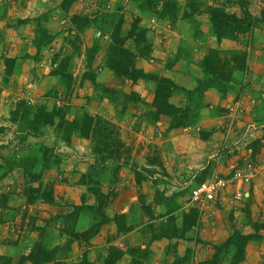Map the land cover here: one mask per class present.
Instances as JSON below:
<instances>
[{
	"label": "crops",
	"instance_id": "obj_1",
	"mask_svg": "<svg viewBox=\"0 0 264 264\" xmlns=\"http://www.w3.org/2000/svg\"><path fill=\"white\" fill-rule=\"evenodd\" d=\"M99 1L72 0L70 5L66 6L67 0H0V51L2 52L0 54V127H6L8 122V119L5 118L8 108H5L7 105L4 103V98L23 87L25 90L28 89L26 92L36 99L43 96L56 83L51 73L57 67L62 56L72 55L70 73L74 79L77 75H82L85 71V66L82 64L85 62V51L91 47L94 38L100 36V33L93 26L78 32L71 18L75 15L92 17V14L100 10L98 7ZM174 1L177 4L174 20L170 19L169 15L161 17L163 13L162 1L153 10L143 11L132 0H109L104 11L109 14L117 13L123 18L121 34L126 38V48L135 46L134 40L127 37L131 30L130 24L138 20L137 26L144 31L146 42L149 45L147 55H137L136 67L138 69L148 74L169 79L180 89L192 90L196 87L197 82L203 78L200 65L210 51L219 50L221 53H226L239 49V46L235 41H217L212 34L207 12L208 7L212 5L211 0ZM191 4L196 5L191 6ZM128 17L130 18L129 26L126 21ZM40 19L42 26L47 30V35L50 37V42L43 46H41L42 43H36L41 34ZM83 33L84 37H82ZM76 37L78 38L77 41ZM103 37L105 40L101 39L102 47L105 48L110 37L107 33ZM80 39L82 41V55L73 54V45L79 44ZM37 46L41 47V50H38ZM246 48L248 51L246 69L233 73L234 84L231 85L229 91L225 95H221L215 89H208L203 94L205 107L202 111V127L203 131L205 130V133L209 135L206 139L198 141L200 144L205 145L204 153L207 156V165H214L212 163V161L214 162L213 158L224 142L227 145H234V143L244 141L242 144L245 145L247 138L244 135L249 138L252 134V140L255 141L257 138H261L264 144V130L263 132L260 130V128H264V21L261 26L253 30ZM9 64H12L11 68ZM76 64H78L77 67ZM80 67L82 68L80 69ZM10 69L12 71L11 75L4 83L3 77L6 71ZM107 74L109 77L110 73ZM97 79V82L101 81L99 77ZM112 80H114L113 82L117 81L113 75ZM106 82L103 81L102 83L110 88H115L114 85L109 86ZM86 85L91 86L92 83L83 81L82 86L87 87ZM139 85H141V88L139 87L138 91L153 99L152 84L140 81ZM177 98L181 100L180 97ZM40 99L41 102L45 100L44 98ZM171 99V104L177 103ZM261 114L263 116L262 121H258L257 118ZM252 127L257 128V131L251 132ZM51 132L53 133L50 127H44L40 141L44 143L49 139H54L55 137ZM226 133L228 137L224 139ZM5 134L6 131L0 133V139H3ZM234 134L238 136L235 140ZM0 143L4 142L1 141ZM44 145L50 147L45 143ZM9 147L6 145V153L0 151V161L11 154L10 151H7ZM59 151L63 153L61 155L63 162L59 167L44 173L46 180L55 177H60V180H62L59 183V192L55 196L54 204L36 202L35 205L28 207L19 190L14 191V193H5L4 189L7 186L4 185L8 184L13 176L19 175L16 172L17 170L6 174L4 179L0 181V185H2L0 187H4L0 193L8 195L7 213L2 218V223H0V255L10 260V264H18L19 257L28 255L33 243L38 239V233L35 230L30 231L28 229L22 231L24 237L21 235V239L17 238L15 243L9 241L11 237H9L8 229L10 227V230H12L13 224H15L17 232L22 227L27 228L26 223H29L26 214L28 217L34 218L35 226H45V240L50 248L62 245L68 239L65 233L60 232L61 228L64 227L61 220L64 216L70 214L74 207L81 205V200L78 197L85 193L86 187L79 185L77 181L79 175L85 172L87 166L74 164V162L69 166L67 159L69 155L66 151L72 150L61 148ZM237 159L238 157L234 159V156L231 159L225 158L222 165L219 166L223 169L221 174L228 175L230 170H224L225 166L229 168ZM257 159V176L251 186L254 190L252 196L254 195L256 201L257 196L262 194L259 190H264L263 186L260 187V179H263L262 176L264 175V159L260 154L257 155ZM238 163H240V159H238ZM246 189L248 191L250 186ZM72 191L76 192L74 197L70 196L73 194ZM257 192L260 194H257ZM133 199L131 200L133 201ZM92 203L87 202L88 205ZM257 205L264 208V205L258 201ZM14 212L16 214L15 220L12 218ZM122 212L126 215L129 214L127 208H123ZM39 217H42V219L40 220ZM83 218L84 216L78 221ZM259 219V223H264V215ZM54 220H57L55 223L58 225V230H54ZM61 224L62 226H60ZM199 228V230H203L201 226ZM86 229L80 228L77 231L83 232ZM138 229L139 227L134 228L129 233H121L117 231L114 222L110 221L102 226L99 232L90 238L87 243L80 245L78 241H73L66 256L60 262L62 264H80L86 258L90 264H103L102 262L108 256V248L111 246L118 247L124 252L130 247L142 246V243L138 240ZM259 234L261 239L248 243L245 259L241 264H256L260 256H264V229H261ZM199 235V238L202 239L200 232ZM154 245H157L156 256L158 257L163 249V247L159 248L160 245L165 244L158 242ZM255 249L257 250L254 251ZM129 263L130 257L125 253L115 264ZM25 264L30 263L26 262ZM154 264L162 263L155 258Z\"/></svg>",
	"mask_w": 264,
	"mask_h": 264
},
{
	"label": "rangeland",
	"instance_id": "obj_2",
	"mask_svg": "<svg viewBox=\"0 0 264 264\" xmlns=\"http://www.w3.org/2000/svg\"><path fill=\"white\" fill-rule=\"evenodd\" d=\"M211 1L212 5L210 7L221 5L223 9L229 13L239 12L238 8L231 0L227 3H224L223 0ZM248 9L253 16L260 18L262 12H264V0H249ZM126 21L129 26L130 18L128 17ZM115 23L116 21L114 24ZM130 27H133L131 34L135 45H138L139 48L143 47L146 49L147 47L144 44V37L140 31L141 29L138 26L135 27L133 23L130 24ZM250 36L251 34L247 33L242 37H238V40L235 42L238 44L239 49L221 53L224 60H230L235 51L245 50L248 55L246 47H248L250 42ZM82 37H84V33ZM81 43L82 41L80 39V45L78 44V55H82ZM127 49L134 50L137 48L131 46ZM1 53L0 51V54ZM93 63V67H95L94 71L98 73L99 80H101L99 83L103 84V81H107L106 84H109V86L114 85L115 88H111V90L115 91L114 94H105L103 89H96L92 85L83 87L79 75H77L75 79L73 78L72 93L67 96L64 101L62 99L63 95L61 93L58 94L61 90L57 83L52 86L53 88L56 87L58 92H56V96L52 95L51 99H46V93L36 99L26 92L28 89L25 90L23 87L24 89L22 88L20 90L19 88L14 94L4 98V103L7 105L5 108H8V113L5 117L8 119V122L6 123V127H0V133L6 131V134L3 135L5 137L0 139V142H4L0 143V151L5 152L6 145H8L10 147L7 151H10L12 155L17 154V156L21 157L30 150H40L39 152L41 153L42 150L39 147L40 143H45L50 146L53 152L60 156L63 155V153L59 151L61 148L63 150H72L66 151L69 155L67 158L69 166L74 162V164L86 165L87 169L89 165L94 164L98 156L92 151L93 141L91 142L90 140L73 136L70 144L66 145L56 138L53 128L50 127L53 131V133H51L54 135V139H49L47 142L43 143L40 141L41 136H38L36 138L30 137L27 141L21 142L20 138L22 135L19 132V128L16 124H12L9 121L10 111L12 108H16L19 101L25 102L27 107L38 105L39 102H41L40 98H44L45 100H42V102H47L50 107L53 104L56 107L65 104L71 108L68 119H72L85 111L90 116L101 118L112 125L111 137L115 139L113 148L118 150V157H120H116L115 160L119 161L121 164L119 165L122 168L120 170L115 169L118 167V162L115 164L111 162L106 163L104 171H98L95 180H91L92 186L90 187V193H94L95 190L98 193L94 194V196L88 191H85V193L78 198L79 200L84 198L85 202L90 203H94V200H99L101 204L100 210L108 218L123 214L124 219L122 223H120V226L124 230H121V233H129L134 228L139 227L137 230L138 240L142 243V246L137 247H139L142 252L146 250V264H154L155 258L162 264H205L206 261L212 258L215 252L214 246L222 244L233 230H237L243 234L252 232V225L258 224V219L264 215V208L257 205V201L264 205V190H259L262 194L257 192V194L260 195L257 196L256 201L254 195L252 196L254 190L251 188L254 184L253 180L257 176L256 167L259 159V156L257 159V155H262L264 159V144L261 138H257L254 141L251 139L252 134L249 138L247 135H244L247 139L241 138L245 140L246 147L237 148L235 143L234 145H228L234 150L228 155L230 159L232 155H235V157L240 159V163H238L240 165L244 162V158H248L252 166H254L255 175L249 185L250 189L247 191V197L239 204H235L230 198V192H228L223 200L211 203L202 210L194 208L189 204L190 190L201 182L209 180L214 173L218 174L223 172V169L219 166L222 165L224 159H221L220 162L216 164V158L214 156V162L212 161L214 165H207V156L204 153L205 145L199 142L200 140L206 139L209 135L205 133V130L203 131V114L201 113L197 120H194L196 116L194 114L193 117V112H196V110L190 109L189 115L194 118L192 124L184 128L170 131V118L166 116H155V108L152 106L154 98L150 99L148 96L138 91V88H141V85H139L141 80L133 83L130 79L125 78L118 80L113 76L114 79L117 80L113 82V74L105 68L104 58H102L101 53H99ZM82 64L85 66V62ZM134 65L136 66V61ZM77 66L78 64H76V67ZM81 68L82 67H80V69ZM106 73H110L109 77ZM104 86L106 85L103 84V88H105ZM106 88L110 87L106 86ZM173 91L174 93L171 96V100L177 103H174L175 105L172 103V105L178 108L185 107L187 105L186 93L190 91H183V89H177L176 87ZM36 94L38 95L37 92ZM177 97H180L181 100H178ZM200 103L204 105L203 98ZM260 118L258 117L257 120L259 121ZM57 121L56 119V123ZM260 130L263 132L264 128H260ZM227 137L228 134L226 133L224 139ZM233 137L234 140L238 138L235 134ZM116 144H118V146ZM223 145H225V142L221 146ZM247 146L251 148L252 151L250 156L246 155ZM2 162L3 161H0V167H4ZM203 167L205 169H202ZM2 169H0V177L3 171ZM225 169L229 170L227 166H225L224 170ZM16 172H18L19 175L16 177L13 176L10 182L4 185L7 186L4 189L5 193H14V191L19 190L25 201L33 197L30 188H37V186H39L41 191H47L51 187L52 196L55 201V196L59 192V183L62 182L60 177L46 180V176L43 173L39 182L30 184L24 180L20 171ZM136 173L142 178L139 181H137L139 178L138 176L136 178ZM262 177L263 179H260V187L263 186L264 188V175ZM2 179H4V177H2L0 181ZM3 188L4 187H0V192L3 191ZM72 193L73 194L70 196L74 197L76 192L72 191ZM99 195L101 196V200L96 198L99 197ZM132 198H134L133 201L131 200ZM261 200H263V202H261ZM38 202L40 204H45L41 201ZM35 203L36 202L31 203L29 201L27 205L29 207L30 205H35ZM125 207L129 212L127 215L122 212L123 208L126 209ZM190 210H196L198 213V221L195 227L184 232L181 238H170L169 236H171V234L176 235L178 233L175 232V230H180L179 227L181 226L180 220L182 214L189 213ZM40 212L42 213V211ZM6 213V208L1 206L0 223H2V218ZM15 217L16 214L14 212L12 215L13 220H15ZM26 217L29 223H26V229L22 227L21 230L19 229V232H17L15 224H13L12 230H14V232L10 230L9 227L8 234H10L9 237H11L9 241L15 243L17 238L21 239L22 231L30 229V222L34 218L31 216L28 217L27 214ZM171 218H174L173 224L169 222ZM39 219L41 220L42 217H39ZM55 222H57V220H54V223ZM61 222L63 223V220H61ZM35 223V220H33L32 224L34 225ZM70 225L71 222L69 223V226ZM114 225L116 226L115 222ZM57 226L58 225L55 223L54 230H58ZM60 226H62V224ZM199 226H201L203 230H199ZM199 232L202 234V239L199 238ZM161 235H163L162 238L154 239ZM22 237L24 236L22 235ZM158 242L165 244L159 247H163L161 255L158 256L159 258L156 256V250L158 249H156L157 245H154V243ZM256 250L257 249L254 251ZM231 253L232 251L225 254L223 252L221 253L220 258L223 264H228ZM256 264H264V256H260Z\"/></svg>",
	"mask_w": 264,
	"mask_h": 264
},
{
	"label": "trees",
	"instance_id": "obj_3",
	"mask_svg": "<svg viewBox=\"0 0 264 264\" xmlns=\"http://www.w3.org/2000/svg\"><path fill=\"white\" fill-rule=\"evenodd\" d=\"M66 6H69L72 0H67ZM109 0H100L98 7L100 10L92 14V17L88 15H75L72 16L71 21L78 32H82L85 28L93 26L95 30L100 33V36L95 37L91 47L87 48L85 51V71L80 76V81H90L92 86L96 89L100 88L106 93L114 94L115 91L111 88H103V84L97 82L98 73H95L93 67L94 61L99 53L102 54L104 58V66L109 71L112 72L116 79H130L133 83L138 80L143 81L146 84H152L154 99L152 106L155 108L154 115L166 116L170 118L169 130H176L179 128H184L189 126L193 122V117L195 114V119L202 113L204 105H201L203 94L208 89H215L221 95H225L229 89L234 84L233 73L235 71H244L246 69L247 53L243 51H235L231 56L230 60H224L221 56L219 50H212L201 62V70L203 73V78L197 82V85L192 90L186 93L187 105L183 108H178L170 103V98L174 93V88L176 87L172 81L166 78L159 77L154 74H148L142 70L136 68L134 65L137 55H147L149 53V45L146 42L144 31L140 30L144 37L145 48H139L138 45L134 47L137 49L129 50L125 47L126 38L121 34V26L123 24V18L117 14H109L104 11L106 3ZM137 6L143 11L153 10L159 2H163V13L161 17L169 15V18L174 20L175 12L177 10V4L174 0H132ZM230 0H223L227 3ZM233 4L238 8L239 12L229 13L221 5L208 7L207 12L209 15V24L212 34L217 39V41L229 40L237 41L238 37H242L247 33H252L256 27L261 26L264 21V12H262L260 18L253 16L248 9L249 0H231ZM196 4H191L195 6ZM116 23L114 24V22ZM40 24V37L36 43H42L41 46L46 45L50 42V37L47 35V30ZM138 20L133 22V25L137 27ZM133 28V27H132ZM131 30L129 31V36L127 38L132 39ZM109 34L110 40L107 42L106 47H102L103 34ZM76 41L78 38H75ZM105 40V39H104ZM146 42V43H145ZM135 44V42H134ZM138 44V43H137ZM38 50L41 47L37 46ZM78 52V44L73 45V54ZM65 54V53H64ZM72 55H64L60 59L57 67L52 71L51 75L60 90L56 87L50 88L46 92V99H51L52 95L56 96L62 94L63 101L72 92V85L74 79L70 73ZM7 61V60H6ZM230 62V64H229ZM12 67V64H9ZM11 69L6 71L3 77V82L11 75ZM177 89H180L176 87ZM182 90V89H181ZM190 109L196 110L193 112V117H190ZM71 108L68 105H61L56 107L54 104L50 107L47 102H39L38 105L27 107L25 102L19 101L16 108H12L10 111V122L16 124L21 133V142H25L28 138H36L42 135L44 127H52L56 138L69 145L71 138L73 136L80 137L86 140L93 141V149L95 155H97V160L94 164L89 165L84 173L80 175L78 184L85 186L86 191L91 192L90 187L92 186L91 180H95V176L98 175V171H104L105 165L108 162L113 164L117 163V168L120 170L122 167L119 161L115 160L118 157L119 152L115 150L113 146L115 145V139L111 137L112 125L105 122L101 118H94L88 113L83 111L81 114L76 115L72 119H68L69 112L71 113ZM201 110V112H200ZM261 117V118H260ZM262 121V114L259 116ZM56 119L58 120L56 123ZM1 132V129H0ZM40 143V142H39ZM118 146V144H116ZM41 153L39 151H27L25 155L19 157L17 154H10L5 159H3L0 167L3 171L1 172V177L6 174L17 170L21 172L22 177L26 182L33 184L39 182L41 175L46 171H50L57 168L63 159L60 155L52 151V149L44 144L40 143ZM119 149V148H118ZM32 151V152H31ZM21 153V152H20ZM31 153V154H29ZM39 154V155H38ZM16 157V159H15ZM120 164V165H119ZM100 168V169H99ZM117 171V170H116ZM136 178L138 176L139 181L140 176L138 173L135 174ZM33 197L29 200L33 202H44L45 204H54V199L52 196L51 187L47 191H41L39 186L37 188H30ZM98 193L96 190L94 193ZM95 196V195H94ZM100 199L101 196L96 197ZM25 200V202H29ZM101 200V199H100ZM8 196L0 193V207L7 208ZM26 203V204H27ZM101 204L99 200L95 201L91 205H88L81 198V205L74 207L73 211L64 216L63 224L64 227L61 228L62 231L67 235L68 239L62 245L55 247H49L46 243V228L43 225L35 226L31 222L30 231H36L38 233V239L32 245V248L28 255H21L18 260V264H25L26 262L30 264H62L60 262L66 256V253L70 249V244L73 241H78L80 245L87 243L88 240L94 237L100 230V228L110 221L115 222L117 226V231L120 232L124 230L121 228L120 223L124 219V215H115L112 218L105 216L100 210ZM172 212V211H171ZM82 216L84 218L78 221ZM173 219L171 218L169 222L173 224ZM198 221V213L196 210H190L189 213H184L181 216V226L180 230H175L178 232L176 235L169 236L170 238H181L184 232L189 231L192 227H195ZM71 225L69 226V223ZM51 223V221H50ZM256 223V222H254ZM252 225V232L243 234L237 230L227 237V239L220 245L214 246V254L212 258L205 262V264H223L221 261V253L224 254L232 251L229 258L228 264H241L245 259V249L249 242L258 241L261 239L259 231L264 229V223H259ZM46 225V224H45ZM176 227V226H175ZM87 228L83 232H78V229ZM126 230V229H125ZM167 236V235H166ZM163 235L157 236L154 239H160ZM139 247H130L125 252L120 250L118 247L111 246L108 248V256L102 262L103 264H115L123 254H127L130 257L129 264H146L145 254ZM183 259V258H181ZM180 259V260H181ZM10 264V260L0 255V264ZM5 260V261H4ZM179 261V260H178ZM80 264H90L86 258H84ZM176 264V263H175Z\"/></svg>",
	"mask_w": 264,
	"mask_h": 264
},
{
	"label": "built area",
	"instance_id": "obj_4",
	"mask_svg": "<svg viewBox=\"0 0 264 264\" xmlns=\"http://www.w3.org/2000/svg\"><path fill=\"white\" fill-rule=\"evenodd\" d=\"M257 131V128L252 127L251 132ZM244 141L236 143L237 148L246 147L243 145ZM227 144L221 146L218 153L215 155L216 164L221 159L229 158L228 155L234 151ZM247 156L252 154L251 148H246ZM235 157V155H232ZM238 161V159H237ZM234 161L229 167V174L223 175L220 173H214L213 176L204 182L193 187L189 192V204L200 210L206 208L211 203H216L223 200L228 192H230V198L235 204H239L247 197V187L251 184L255 175L254 166L248 158H244V162L240 165Z\"/></svg>",
	"mask_w": 264,
	"mask_h": 264
}]
</instances>
